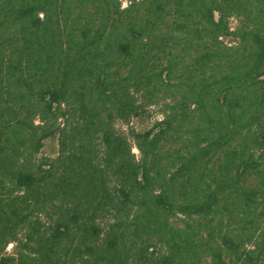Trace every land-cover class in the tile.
<instances>
[{"label":"trees","instance_id":"trees-1","mask_svg":"<svg viewBox=\"0 0 264 264\" xmlns=\"http://www.w3.org/2000/svg\"><path fill=\"white\" fill-rule=\"evenodd\" d=\"M0 264H264V0H0Z\"/></svg>","mask_w":264,"mask_h":264},{"label":"rangeland","instance_id":"rangeland-1","mask_svg":"<svg viewBox=\"0 0 264 264\" xmlns=\"http://www.w3.org/2000/svg\"><path fill=\"white\" fill-rule=\"evenodd\" d=\"M123 7H127V3L123 2ZM238 25V21L233 18L231 19V27L232 30L234 31ZM224 41L228 45L234 44V39L232 37L224 38ZM151 114V119H136L133 120L129 125L124 124V123H117L116 127L119 131L128 133L130 128H134L137 131H145L152 127V119L155 117L158 118L162 114V107L161 106H156L154 108L150 109ZM58 152V142L57 139H50L46 142L44 150H43V155H48V156H55ZM134 152L136 154L138 153L137 149H134ZM8 253H13V245H9L7 248Z\"/></svg>","mask_w":264,"mask_h":264}]
</instances>
